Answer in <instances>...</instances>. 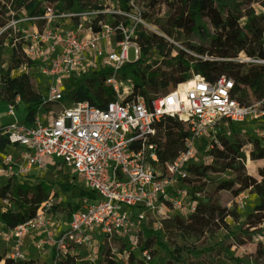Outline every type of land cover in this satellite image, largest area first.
Instances as JSON below:
<instances>
[{
  "label": "built area",
  "instance_id": "1",
  "mask_svg": "<svg viewBox=\"0 0 264 264\" xmlns=\"http://www.w3.org/2000/svg\"><path fill=\"white\" fill-rule=\"evenodd\" d=\"M145 2L128 0V11L79 9L64 13L51 7L35 15L23 11L0 28V34L13 31V45L19 44L24 60L10 77L26 74L46 81L43 105L30 119L25 115V121L15 120L19 97L3 102L5 111L0 119L11 120L0 122V187L8 182L21 185L27 177H41L52 168L56 173L68 171L75 184L92 194L81 195L79 207L64 221H58L52 212L54 204L61 201L58 196L46 200L37 215L24 223L7 227L0 220L3 264L36 259L47 251L54 254L52 264L67 256H73L75 264H95L105 247L117 264H128L140 242L161 228L160 223L143 228L147 213L166 206L186 220L195 212L197 202L181 181L188 165L213 162L208 152L210 141L204 145L202 139L214 138L220 126L264 120L261 102L249 93L251 104H239L231 95L232 81L224 76L214 82L200 76L173 81L165 94L149 101L139 97L128 80L120 79L122 66L141 59L134 41L139 30L167 39L156 29L157 19L164 18L162 11H148ZM100 14L110 18L101 19ZM129 48H133V61L128 59ZM103 70L108 71L104 82L113 90L106 108L63 99L65 89L75 80ZM46 104H57L58 112L41 114ZM164 116L186 122L189 133L184 151L162 164L151 138ZM238 161L246 167L243 157ZM54 191L60 193L58 188ZM249 194L246 190L235 197L237 208ZM12 205L0 198V213ZM140 253L145 262L152 260L147 250Z\"/></svg>",
  "mask_w": 264,
  "mask_h": 264
},
{
  "label": "trees",
  "instance_id": "2",
  "mask_svg": "<svg viewBox=\"0 0 264 264\" xmlns=\"http://www.w3.org/2000/svg\"><path fill=\"white\" fill-rule=\"evenodd\" d=\"M9 1L11 0H0L2 18L7 14L6 6ZM15 1H19L17 9H22L29 15L42 13L47 7H51L55 12L64 13L79 9L129 10L128 0H45L44 5L36 0ZM176 3L182 4L183 0L146 1L145 6L148 11L156 10L159 13L163 4L171 8L166 17L157 19L158 28L167 39L154 36L149 31L139 30L134 41L140 47L141 59L136 63L122 66L120 79L128 80L136 90V94L149 101L153 97L165 94L168 84L173 81L181 82L200 76L207 82H214L224 76L232 81L231 95L239 104L248 105L250 93L261 102V107L264 109V63L249 61H264V1L257 11L255 8H249V4L241 9L228 3L227 0H187L183 15L177 12ZM211 11H216L217 15L211 19L208 28L205 29ZM142 16L148 18L146 13ZM99 17L104 19L105 15L100 14ZM230 19L236 22L233 26H229ZM7 20L8 17L0 21V28ZM169 39L179 43L181 48L175 47L168 41ZM15 45L17 47L12 48L8 66L0 69L2 80L0 101L13 102L15 97H19L20 102L25 106L26 119H30L43 105L42 94L28 75L10 77L11 71L24 63L19 44ZM154 55H158L160 60L149 62L148 60ZM106 75L108 71L103 70L98 74L75 80L65 89L63 99L87 102L100 109L106 108L113 99L112 88L104 82ZM43 108L46 110L49 105L46 104ZM188 133V124L177 117L164 116L160 120L156 136L151 138V142L156 145L155 152L160 163L172 161L184 151ZM214 138H210L208 152L215 162L188 165L187 175L181 181L197 202L195 212L186 220H177L174 230L168 233L165 242L161 239L160 232H155L141 241L140 249L133 252L128 264H136L140 259L142 260L140 252L143 250H147L153 257L156 249L163 250L167 254V259L162 264H206L205 261L209 259V249H198L193 244H179L178 236L196 237L205 233L213 235L220 230H224L226 235L233 239V243L238 245L243 244L240 242L241 235L252 240L249 244H256V252L264 255V244L259 241L254 242L256 240L254 235L264 224V139L233 141L219 134ZM245 148H248L247 153L243 154ZM240 157L246 160V167L253 163L255 169L247 175H236L232 180L218 183L216 191L221 193L223 208L214 209L211 193L204 191V181L209 173L226 170L236 172L239 167H243L238 161ZM54 185L61 193L75 190L74 197L78 198L81 195L92 197V194L81 190L80 185L76 186L75 181L61 172L56 183L40 181L32 186H20L8 182L0 187V198H6L13 207L5 213H0V220L7 227H14L32 219L46 200L58 196L54 191ZM246 190L258 198V203L245 217L241 225L244 229L232 232L226 223V218L233 223H239L240 217L233 201L239 193ZM229 203L231 207L226 208V204ZM78 207V203L60 201L54 204L52 212L62 214L64 220H67ZM116 247L122 249L119 243ZM225 257L236 264L241 262L238 257L227 253ZM50 259L55 260L53 253ZM0 263H2L1 256ZM13 264L39 263L36 259H29ZM54 264H75L74 257L58 258ZM95 264L117 263L109 247H105ZM210 264L216 263L210 261ZM254 264L259 263L255 261Z\"/></svg>",
  "mask_w": 264,
  "mask_h": 264
},
{
  "label": "rangeland",
  "instance_id": "3",
  "mask_svg": "<svg viewBox=\"0 0 264 264\" xmlns=\"http://www.w3.org/2000/svg\"><path fill=\"white\" fill-rule=\"evenodd\" d=\"M6 1V0H3ZM33 1V0H28ZM41 4H45V0H36ZM147 1V0H146ZM264 0H227L228 3L233 4L236 7H241L243 9L244 6H248L249 8H255L257 11L259 10V6ZM185 2L187 0H183L182 4L176 3V10L180 15H183V10L185 8ZM19 1L11 0L6 6V16L3 18L0 17V21L6 17L8 19H11V16L15 15H21L23 14L22 9H17ZM146 3V2H145ZM162 16L166 17L169 12L171 11V8L163 4L161 7ZM26 13V12H24ZM217 15L216 11H211L209 18L206 20L207 24L205 25V29L208 28V24L211 21V19L215 18ZM106 18H110L109 16H105ZM236 22L233 19H230L229 26H233ZM157 31L162 33L160 29L158 28V24L156 27ZM154 36H156L155 33L151 32ZM163 34V33H162ZM15 34L13 31H7L5 33L0 34V69H5L9 64V57L12 53V48L17 47V45H13L15 41L13 42L15 38ZM170 41L175 47L181 48V45L177 42H174L172 40ZM17 44V43H16ZM128 59L129 61L134 60V54H133V48L128 49ZM154 60H160V57L158 55H154L152 58H150L148 61H154ZM1 73V72H0ZM32 81L35 83L37 90L41 93H44V84H45V78L43 79L40 76H35L32 78ZM249 103L251 104V100H249ZM5 104L3 102H0V113H3L5 111L4 109ZM59 110V106L57 104L50 105L48 109H42L40 111L41 114H47V112L51 111L52 113L56 114ZM25 107L22 103L18 105V107L15 110V120L16 121H25ZM11 119L10 118H1L0 122L2 123H8ZM219 134L227 137L230 140L237 141L242 140L245 141L247 139H264V120H247L240 124H231L229 126H220L219 129L216 130L214 133V137ZM215 139V138H214ZM207 140L209 139H202V143L205 144ZM264 145V141H263ZM215 162V159L213 158V162ZM239 167V166H238ZM2 166L0 163V173H3ZM255 169V165L253 163H250L248 167H239V170L231 171L226 170L224 172L219 173H209L207 176L206 181H204V191L205 193H211V198L213 200L212 207L214 209L222 210L223 206L221 205L222 199L220 198L221 193L219 191H216L217 184L224 180H232L236 175H247L248 173H252ZM59 173H56L55 169L50 168L48 172H46L43 176H35L31 175L24 180L23 184L20 186H31L30 184L40 182V181H47V182H53L56 183V181L59 180ZM62 173V172H61ZM63 173H67L70 180L75 181L73 179V175L69 173L68 171H64ZM32 182H29V181ZM1 181V177H0ZM18 185V184H17ZM56 185V184H55ZM54 185V188L57 189V186ZM76 186L78 184L76 183ZM188 191V188L185 187ZM82 190V188H81ZM60 190L58 189V192ZM75 190L69 191L67 193H59L58 199L62 201V203H78V198L80 197H74L73 193ZM234 205L235 202L233 201ZM258 203V198L252 194H249V196L246 198V201L242 207L237 208V213L239 214L240 220L239 223H233L229 218H226V223L231 228L232 232H239L242 231L244 228L241 226L242 223L245 220V217L247 214L253 209V207ZM231 203L226 204V208H230ZM147 220L142 224L144 229L153 227L155 223H160L161 228L159 230L161 239L165 242L166 236L170 231H173L175 228V223L177 220H182L179 216H177L173 211L169 210L168 207H160L159 210L155 211V213H147ZM55 216L58 218V221H64V216L62 214H55ZM140 225V224H139ZM256 240L254 242L259 241L264 244V224L259 228L258 232L254 235ZM249 241L246 237L241 235V240L243 244H235L233 243V239H230L228 235H226V232L224 230H220L216 232L213 235H209L208 233L199 235V236H190V237H184V236H178V243H186V244H193L198 249H209V259L205 261L206 264H210V261L215 262L216 264H236L232 262L231 260H228L225 255L226 253L228 255H232L233 257H238L240 259L239 264H254L255 261L259 264H264V255H261L260 252H256L255 248L257 247L254 243L249 244ZM3 244H0V254L2 253ZM251 253V254H250ZM51 252L47 251L38 256L36 258V261L39 264H52L51 262ZM167 259V254L163 250L156 249V254L152 257L151 263L145 262L143 259L138 261L136 264H162ZM3 264V263H0Z\"/></svg>",
  "mask_w": 264,
  "mask_h": 264
},
{
  "label": "crops",
  "instance_id": "4",
  "mask_svg": "<svg viewBox=\"0 0 264 264\" xmlns=\"http://www.w3.org/2000/svg\"><path fill=\"white\" fill-rule=\"evenodd\" d=\"M255 196V195H254Z\"/></svg>",
  "mask_w": 264,
  "mask_h": 264
}]
</instances>
